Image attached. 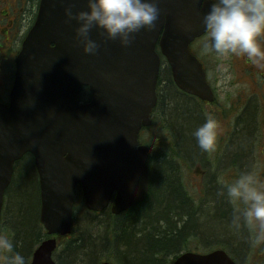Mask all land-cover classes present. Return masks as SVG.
I'll return each mask as SVG.
<instances>
[{
    "label": "water",
    "instance_id": "1",
    "mask_svg": "<svg viewBox=\"0 0 264 264\" xmlns=\"http://www.w3.org/2000/svg\"><path fill=\"white\" fill-rule=\"evenodd\" d=\"M190 1L158 0L156 28L142 29L128 47L119 40L105 41L101 30L93 28L90 37L100 47L90 55L76 39L79 24L65 22L66 7L72 6L73 13L88 11V0H42L17 58L10 104L0 103V235L14 164L26 153L34 155L38 167L41 222L50 235L71 233L79 186L87 208L94 211H103L115 191L116 214L146 199L149 154L139 146V134L151 125L157 102V45L180 89L213 100L203 64L191 52V43L206 33L203 17L211 1L196 0L192 9ZM83 87L92 96L87 103L80 102ZM56 247V239L44 241L31 264H56ZM174 264L237 263L217 250L188 252Z\"/></svg>",
    "mask_w": 264,
    "mask_h": 264
},
{
    "label": "flooded vegetation",
    "instance_id": "2",
    "mask_svg": "<svg viewBox=\"0 0 264 264\" xmlns=\"http://www.w3.org/2000/svg\"><path fill=\"white\" fill-rule=\"evenodd\" d=\"M41 2L42 0H0V102L2 103L8 104L10 102V95L15 81L17 57L37 22ZM188 6L191 9L194 8L196 0H191ZM188 6L186 3L184 9ZM206 37H208V33L197 39L192 44V47ZM260 43L264 47V38H261ZM192 51L196 54L193 49ZM234 58L235 60L232 59L230 66H228V75H232L230 79H224V75L218 71L216 80L213 81L208 77L215 96L212 102L203 101L180 90L175 83L171 70V77L166 78L167 86L164 85L160 77L157 89L158 100L153 111L152 126H155L156 121L159 120L160 126H162L161 133L165 134L163 136L164 140L159 139L160 141L157 142L155 141L156 139L154 140L151 132L152 126L144 128L140 133V144L146 146L150 154L149 194L158 170H171L185 197L191 199L189 190L196 191L197 198H195V201L192 199L196 207H201L206 197L214 193V195L218 196L216 206L218 207L220 203L225 206L231 219L233 216L232 205L227 202L226 196L218 195L222 190L226 193L223 185L231 183L242 172H252V168L255 165L258 166V171L254 173L255 176L261 182H264V140H259V142L261 141L259 145L258 137L256 136L257 132L261 133L264 129V67L257 66L247 60L246 57L234 56ZM200 59L202 60V58ZM202 62L208 74L205 62L203 60ZM170 90L194 103L197 105L196 107L201 106V110L200 108L198 110L202 117V108H211L210 113L217 120L219 126L215 152L211 154L203 152L201 155L193 156L177 142L173 135L174 131L166 118L167 95H169L168 92ZM248 118L254 119L250 130L255 133L254 138L251 139L252 144L250 146L253 145V148H250L249 151V163L244 160V162H241L235 153V138L247 128L246 122ZM24 160H31L30 162H32L39 180L40 176L35 165V159L31 154L25 155L16 163L14 174L18 170L19 164ZM194 181H197V184L194 185ZM146 200L115 215L116 218L126 219ZM113 204L114 196L110 206L104 212L112 213ZM40 214L41 196L39 225ZM240 229L241 239L244 241L242 245L239 244L238 246V243L233 241L235 240L234 236L232 237L231 246H220L218 249L226 250L225 248H227L226 251L236 259L264 264V243H253L254 233L243 226ZM220 241L222 240L220 239ZM34 251L35 249L31 251L32 256Z\"/></svg>",
    "mask_w": 264,
    "mask_h": 264
},
{
    "label": "trees",
    "instance_id": "3",
    "mask_svg": "<svg viewBox=\"0 0 264 264\" xmlns=\"http://www.w3.org/2000/svg\"><path fill=\"white\" fill-rule=\"evenodd\" d=\"M87 94L88 91L84 92L83 95L81 94L82 99H87ZM167 96L166 118L170 122L171 128L176 130L177 135L182 136L181 145L193 156L203 154L192 134L204 123L201 113L199 110L196 111L187 99L173 90H170ZM171 104L172 108H170ZM246 125L247 128L240 134L242 136L238 141L239 144L235 145L236 156L242 160L247 158L246 154L249 155L248 147L251 145V136L247 138L245 134L250 133L252 124L247 121ZM244 138L246 141L244 142L245 145L242 146L241 141ZM30 161L21 162L8 190L15 189L17 187L15 185L20 181L31 182V180H35L38 204L40 205L39 180ZM26 163H30L31 173L26 171L27 167L24 166ZM182 195L173 171L166 169L160 171L159 169L149 198L129 217L120 218L117 222L119 218L110 215V217L112 216L110 223L105 226V231L100 233L99 237H93L88 230L81 243V238L70 241L66 255L71 258L68 264H98L99 259L97 257L101 250H105L104 256L107 260H116L118 264H173L177 256L190 247L191 238L195 234L191 232V224L195 219L198 220L199 224L198 227H192L193 230L195 229L200 233L202 231L200 220L213 218L219 226L223 227L219 237L224 234L230 237L235 236L233 241L239 242L237 234L241 233V229L236 230L231 227V218L225 206L221 203L218 207L216 206L217 195L210 194L212 201L210 210H203L201 212L202 217L200 212L196 210L195 203H193V210L187 207L185 200L192 202V199L184 195L183 198ZM28 197L25 194L24 198ZM39 209L40 206L34 208L30 204L26 207L21 206L20 224L17 227L18 235L14 247L15 251L26 258V261H28V255L31 254L34 244L40 242L46 235L43 236L44 229L39 225ZM12 215L13 213L9 218H15ZM98 225L94 221L87 227L101 228ZM62 264L66 263L62 261Z\"/></svg>",
    "mask_w": 264,
    "mask_h": 264
},
{
    "label": "clouds",
    "instance_id": "4",
    "mask_svg": "<svg viewBox=\"0 0 264 264\" xmlns=\"http://www.w3.org/2000/svg\"><path fill=\"white\" fill-rule=\"evenodd\" d=\"M66 23L75 20L76 39L83 44L86 54L95 55L100 45L90 37L93 28L99 29L105 41L119 40L128 47L142 29L152 31L160 16L158 0H88V11L73 13L65 8ZM208 33L203 43L204 54L215 53L222 61L231 56L246 57L264 67V0H211L209 11L203 17ZM217 71L230 79L228 67L221 63ZM88 87H90L88 85ZM94 118L91 115H83ZM218 122L207 115L205 122L192 133L202 152L213 153L218 141ZM219 196H226L233 207L231 227L242 226L254 233L253 243H264V182L254 173L242 172L231 183L223 185ZM0 264H27L26 258L15 251L13 241L0 235Z\"/></svg>",
    "mask_w": 264,
    "mask_h": 264
},
{
    "label": "rangeland",
    "instance_id": "5",
    "mask_svg": "<svg viewBox=\"0 0 264 264\" xmlns=\"http://www.w3.org/2000/svg\"><path fill=\"white\" fill-rule=\"evenodd\" d=\"M207 37L205 39H203L202 41H200L198 44H196L195 46H193V50L196 53V55H198L199 57L202 58V60L205 62L207 71H208V77L211 80H216L217 77V68L218 65L220 64V62H223L227 67L230 66V61H232V59L235 60L234 56L229 57L228 60L226 61H222L220 58H218L215 53H208V54H204L202 51V46L203 43L206 41ZM171 69L169 68V65L164 62L163 66H162V71H161V78H162V82H164V85L167 86V82H166V78L171 77ZM228 75V74H227ZM230 76H232L230 74ZM231 78V77H230ZM222 82H225L223 80H220ZM217 83V82H216ZM163 85V87H165ZM86 93V92H85ZM169 93V92H168ZM191 104V106H193L195 108V110L197 111L199 108L201 110V106L196 107L197 105H195L194 103H189ZM170 108H172V104L170 105ZM202 114L203 117L206 119L207 115H212L210 113L211 108L210 107H204L202 108ZM203 118V120H204ZM253 118H248V122H251L253 124ZM204 122V121H203ZM168 124L170 125V122H168ZM173 129V128H172ZM162 131V126H160L159 120L156 121V124L154 126V128L151 130L153 136H154V140L160 141V137L164 136V133H161ZM173 135L175 136V139L177 140V142L181 145L182 141V136L179 134L177 135V132H175L176 130L173 129ZM243 132V131H242ZM246 137L248 138L249 136H251V139L254 138L255 133L252 131H250V133L248 132L247 134H245ZM248 135V136H247ZM242 135H239L235 138V145L239 144V140L241 139ZM256 136L258 137V143L259 145L261 144V141L264 140V129L263 131L257 132ZM259 140H261L259 142ZM245 138L241 141V145H245ZM252 144V143H251ZM258 145V147H259ZM250 148H253L252 146L248 147V151H250ZM247 158H244V161L248 162L250 161L249 155H247ZM243 158V157H242ZM264 158V156H263ZM246 159V160H245ZM252 159V158H251ZM241 162H244L242 159H240ZM20 166V164H19ZM25 167H27V172L31 173L32 170L30 169V163H26L24 165ZM19 170V169H18ZM258 171V166H253L252 168V173H256ZM16 176V174H15ZM193 184H197V181H194ZM17 187H15V189L12 190H8L9 193L6 194V198H5V206H4V212H3V234L5 236H8L14 243L15 246V241L17 239V231H18V225L20 224V210H21V206H28L29 204L31 206H33L34 208H37L38 206H40L38 204V191L36 190V181L35 180H31V182L29 181H20L18 182L17 185H15ZM25 194L28 195V198H24ZM22 196H24L22 198ZM189 196L191 197V199H193L195 201V198H197L196 196V191L193 190H189ZM39 197H40V193H39ZM207 200L209 202H207ZM212 201L210 199V194L208 195V197H206V200L203 202V205L201 207H196V210L198 212H200V216L202 217V211L204 210H210L209 207H211ZM13 210V211H12ZM209 212V211H208ZM11 213H13L12 217L15 216V218H9ZM202 214V215H201ZM209 214H211L209 212ZM111 217H110V212H102V213H97V212H90L87 210L84 200H83V196L81 193V190L78 189L76 191V196H75V208H74V228H73V234L62 238L59 240V247L57 249V251L55 252V260L57 261L58 264H62V261L64 263H67V261H64V257H67V249L69 246V243L72 239H78L82 242L85 233L89 230L90 234L97 238L99 237L100 233H103L106 229V225H108L110 223ZM120 219H117V222ZM94 221L97 222V224L100 225L101 228H91V227H87V225L93 223ZM198 220L195 219L192 224H191V229H192V233L194 232V237L193 239L191 238V242H190V249L192 251H195V249H200V250H211L212 248H214L215 246H227L230 245L231 246V242H232V236H228V235H223L219 237V233L222 231L223 227L219 226V224L213 219L211 218V220L209 219H202L200 220V224H201V230L200 233L198 231H195V229L193 230V228L198 227ZM98 225V226H99ZM193 227V228H192ZM45 230L42 232L43 236ZM241 233L237 234V238H238V246L239 244H243L244 241L243 239L241 240ZM43 238V237H42ZM220 239L222 241H220ZM43 240V239H42ZM230 241V242H229ZM41 242V241H40ZM38 242V243H40ZM38 243L34 244V247L32 248L31 251H33L34 249L36 250V248L38 247ZM216 249V248H215ZM214 249V250H215ZM104 251V252H103ZM205 251V252H206ZM105 254V250H101L97 259H99L98 264L100 262H102L104 259H106V257L104 256ZM32 253L30 255H28V261L27 264H30L32 261ZM68 260L71 261V258L68 256ZM239 263L240 264H256L253 261H245L244 259H239ZM114 262V261H113ZM70 264V263H69Z\"/></svg>",
    "mask_w": 264,
    "mask_h": 264
},
{
    "label": "bare ground",
    "instance_id": "6",
    "mask_svg": "<svg viewBox=\"0 0 264 264\" xmlns=\"http://www.w3.org/2000/svg\"><path fill=\"white\" fill-rule=\"evenodd\" d=\"M182 197H183V195H182ZM184 198V197H183ZM186 201V204H187V207H189V208H191V210H193V208H194V204H193V202H191V201H189V200H185ZM207 202H209L208 200H207ZM68 257V256H67ZM67 257H64V261H67V263L66 264H68V261L69 260H67Z\"/></svg>",
    "mask_w": 264,
    "mask_h": 264
}]
</instances>
